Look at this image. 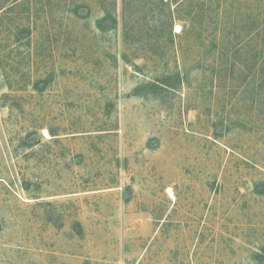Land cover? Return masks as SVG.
Instances as JSON below:
<instances>
[{"label":"rangeland","instance_id":"rangeland-1","mask_svg":"<svg viewBox=\"0 0 264 264\" xmlns=\"http://www.w3.org/2000/svg\"><path fill=\"white\" fill-rule=\"evenodd\" d=\"M30 1L0 25V264H264V0Z\"/></svg>","mask_w":264,"mask_h":264},{"label":"trees","instance_id":"trees-1","mask_svg":"<svg viewBox=\"0 0 264 264\" xmlns=\"http://www.w3.org/2000/svg\"><path fill=\"white\" fill-rule=\"evenodd\" d=\"M30 2V0H0V25L4 22V20L8 19L9 13H15V9L17 7L26 6ZM116 24V19L112 16L111 13L106 11L103 17L96 22V27L98 30L105 32L113 29ZM23 32H25L27 35H29L30 33L29 29L23 30ZM18 34H14L13 36V40L15 43H19L18 38L20 36Z\"/></svg>","mask_w":264,"mask_h":264}]
</instances>
